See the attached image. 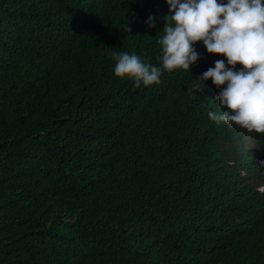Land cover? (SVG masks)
<instances>
[{"label":"trees","instance_id":"trees-1","mask_svg":"<svg viewBox=\"0 0 264 264\" xmlns=\"http://www.w3.org/2000/svg\"><path fill=\"white\" fill-rule=\"evenodd\" d=\"M169 12L0 0V264H264L259 207L213 188L229 131L208 117L216 97L187 91L199 62L149 87L114 74L113 51L159 65ZM216 206L227 222L211 235Z\"/></svg>","mask_w":264,"mask_h":264},{"label":"clouds","instance_id":"clouds-1","mask_svg":"<svg viewBox=\"0 0 264 264\" xmlns=\"http://www.w3.org/2000/svg\"><path fill=\"white\" fill-rule=\"evenodd\" d=\"M167 4L170 12L161 17L163 35L157 41L159 65L134 52L113 51L114 74L132 79L136 88L149 87L159 84L164 72H191L198 61L196 79L187 91L216 97L208 117L229 131L219 140L229 167L213 177V188L219 194L227 192L234 205L255 204L264 216V0H167ZM145 23L157 28L155 16ZM125 30L131 32L128 22ZM224 209L210 208L211 235L220 233L227 222ZM248 228L264 235V220L250 218ZM240 257L247 260L253 253L241 251Z\"/></svg>","mask_w":264,"mask_h":264}]
</instances>
